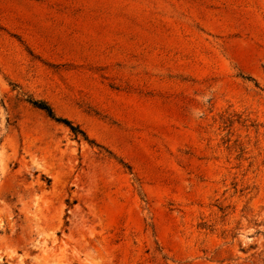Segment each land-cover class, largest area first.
<instances>
[{
    "label": "rangeland",
    "instance_id": "rangeland-1",
    "mask_svg": "<svg viewBox=\"0 0 264 264\" xmlns=\"http://www.w3.org/2000/svg\"><path fill=\"white\" fill-rule=\"evenodd\" d=\"M0 264H264V0H0Z\"/></svg>",
    "mask_w": 264,
    "mask_h": 264
},
{
    "label": "trees",
    "instance_id": "trees-1",
    "mask_svg": "<svg viewBox=\"0 0 264 264\" xmlns=\"http://www.w3.org/2000/svg\"><path fill=\"white\" fill-rule=\"evenodd\" d=\"M33 105L36 106L37 108L45 111L49 117L56 120L57 122L64 123L67 126H69L70 129L72 130V132L76 136L82 135L85 139H87V135L85 134L84 131H82L78 126L73 125L70 121L58 118L55 115L53 109L49 105H47L46 103L35 101V102H33Z\"/></svg>",
    "mask_w": 264,
    "mask_h": 264
}]
</instances>
